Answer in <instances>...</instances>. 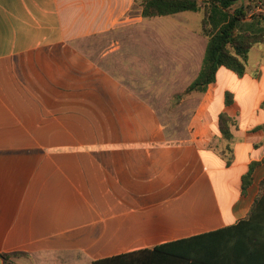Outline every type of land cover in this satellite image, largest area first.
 Returning a JSON list of instances; mask_svg holds the SVG:
<instances>
[{"label":"crops","instance_id":"crops-1","mask_svg":"<svg viewBox=\"0 0 264 264\" xmlns=\"http://www.w3.org/2000/svg\"><path fill=\"white\" fill-rule=\"evenodd\" d=\"M142 1L0 0V264H191L180 241L231 226L219 264H264V211L246 220L264 180V44L190 94L189 137L169 143L150 101L198 75L203 11L143 18ZM119 30L100 60L140 53L128 73L76 44Z\"/></svg>","mask_w":264,"mask_h":264},{"label":"trees","instance_id":"trees-1","mask_svg":"<svg viewBox=\"0 0 264 264\" xmlns=\"http://www.w3.org/2000/svg\"><path fill=\"white\" fill-rule=\"evenodd\" d=\"M242 0H143L141 17L153 18L167 16L180 12H196L202 9V34L207 43L202 59L201 68L196 78L185 88L176 93L175 98H181L193 92L204 93L207 86L214 81L216 70L223 66L241 76L246 68L247 54L257 45L264 44V13L258 12L246 20L250 10L255 6L256 0H249L246 4L234 7ZM232 10V12H229ZM229 101V100H228ZM230 118L224 114L219 116V127L226 137L229 133ZM249 174L244 177V187L248 183ZM261 194L254 201V205L246 220L253 219L255 213L264 211V180L260 182ZM245 221V220H243ZM242 221L241 224L244 222ZM231 226L212 232L196 235L179 243H190L193 253L188 260L191 264H219V253L234 251V229ZM239 227V226H238ZM226 238L225 240H223ZM166 245L156 247L152 252H165ZM230 248V250H228ZM191 251V250H190ZM192 252V251H191ZM149 250L136 252L132 255H149ZM3 264L8 263V256L1 255ZM123 257V256H122ZM121 256L107 259L104 262L116 261Z\"/></svg>","mask_w":264,"mask_h":264},{"label":"rangeland","instance_id":"rangeland-1","mask_svg":"<svg viewBox=\"0 0 264 264\" xmlns=\"http://www.w3.org/2000/svg\"><path fill=\"white\" fill-rule=\"evenodd\" d=\"M255 3L253 9L257 7L259 10L257 12L253 11L251 15L258 12L264 13V0H256ZM199 14L202 15L201 12H199ZM127 34L128 32L126 30H119L108 36L97 37L94 40L91 38L82 39L77 41L76 44L80 45L89 57H93L96 61H100V63H103L107 67L109 66L108 68H113V70L118 71H126L128 73L129 70L127 71L126 68L123 67L124 63L129 62L130 59H136L137 55L139 56L140 53L116 52L112 53L104 60H100L101 50L105 45L109 42H114L115 40L120 42V39L123 40L121 42H125L128 40ZM137 36L138 35L135 36V42L139 41ZM259 47L262 48L264 46L260 45ZM176 93L180 92L170 93V97L166 99L150 101L155 104L160 122L164 125L166 140L169 143L183 142L189 137V120L196 103L195 98L190 96L191 93L186 94L181 98H175L174 95Z\"/></svg>","mask_w":264,"mask_h":264}]
</instances>
